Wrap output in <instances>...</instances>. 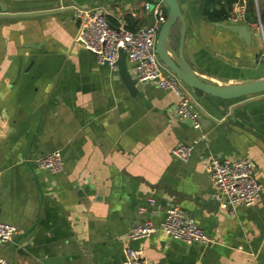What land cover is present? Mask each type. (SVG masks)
I'll list each match as a JSON object with an SVG mask.
<instances>
[{"label": "crops", "instance_id": "obj_1", "mask_svg": "<svg viewBox=\"0 0 264 264\" xmlns=\"http://www.w3.org/2000/svg\"><path fill=\"white\" fill-rule=\"evenodd\" d=\"M69 1H4L0 8V220L19 229L0 254L17 264H124L132 224L159 222L177 204L215 241L187 244L159 230L134 242L152 264H264V93L222 99L189 88L201 112L196 128L176 115L173 90L138 82L133 95L118 70L76 40L78 7L103 5L116 26L136 30L151 22L144 3L155 0ZM180 3L184 53L201 78L264 76L258 32L244 21L207 19L204 0ZM231 23L247 25L251 39ZM181 30L178 21L177 48ZM127 66L134 77L128 59ZM194 141L188 160L173 154ZM57 149L61 170L37 165ZM211 155L251 157L261 198L234 210L216 199Z\"/></svg>", "mask_w": 264, "mask_h": 264}, {"label": "built area", "instance_id": "obj_2", "mask_svg": "<svg viewBox=\"0 0 264 264\" xmlns=\"http://www.w3.org/2000/svg\"><path fill=\"white\" fill-rule=\"evenodd\" d=\"M155 19L153 24H146L131 30L122 22L113 25L108 17L105 6L78 7L81 18V28L76 40L93 51L100 63L108 62L109 66L118 69L120 50H124L126 58L133 64L135 78L138 82H155L158 86L171 89L177 97L175 113L180 118L193 121L196 128L201 126V112L191 97L189 87L185 82L160 59L156 49L157 38L162 24L167 19L168 5L164 0L146 1L144 3ZM255 13L250 15L248 1L237 0L231 9L228 19L233 22L244 21L251 29L258 32L262 41L264 55V5L260 0H254ZM196 141L180 143L172 150L181 159L188 160L194 150ZM40 168L57 172L63 168L64 156L61 150H53L36 158ZM209 175L217 191L215 198L224 197L232 210L240 205H253L262 196L261 184L256 177L255 162L248 156L220 158L209 156L206 162ZM1 177V171H0ZM145 207H141L144 211ZM163 230L169 236L180 239L187 244L208 243L215 241L193 217L177 204L170 205L159 222L146 219L132 224L128 232V244L124 248V264H152L146 257L141 245L134 242L150 237ZM19 232L17 225L0 220V244L10 242ZM0 264H17L7 260L0 254ZM21 264H30L25 260Z\"/></svg>", "mask_w": 264, "mask_h": 264}, {"label": "water", "instance_id": "obj_3", "mask_svg": "<svg viewBox=\"0 0 264 264\" xmlns=\"http://www.w3.org/2000/svg\"><path fill=\"white\" fill-rule=\"evenodd\" d=\"M19 1H36V0H19ZM168 5L167 19L162 24L157 38L156 49L160 59L175 72L185 84L193 90L197 95L201 91V95L206 97H219L222 99H235L243 96L264 93V76L243 82L233 83H217L205 80L199 76L184 53L185 37L187 31V22L182 10L180 0H164ZM3 5V2H2ZM150 24L154 23V15L151 16ZM180 21L182 30L180 33L179 47L173 44V27ZM219 23V22H218ZM228 28L238 32L246 40L251 39L252 33L245 24H228ZM33 45V44H30ZM109 66L108 62L103 63ZM118 72L122 81L129 88L133 95L138 94L137 79L132 76L127 66V58L124 50H120L118 59Z\"/></svg>", "mask_w": 264, "mask_h": 264}, {"label": "trees", "instance_id": "obj_4", "mask_svg": "<svg viewBox=\"0 0 264 264\" xmlns=\"http://www.w3.org/2000/svg\"><path fill=\"white\" fill-rule=\"evenodd\" d=\"M237 0H204L202 14L209 20L219 21L227 19L233 4ZM250 15L255 13L254 0H247ZM110 22L116 25V21L109 17ZM135 30L134 28H131ZM201 93V91H198Z\"/></svg>", "mask_w": 264, "mask_h": 264}, {"label": "flooded vegetation", "instance_id": "obj_5", "mask_svg": "<svg viewBox=\"0 0 264 264\" xmlns=\"http://www.w3.org/2000/svg\"><path fill=\"white\" fill-rule=\"evenodd\" d=\"M4 1H12V2H17V1H19V0H0V8H2L3 7V5H2V2H4ZM173 38V37H172Z\"/></svg>", "mask_w": 264, "mask_h": 264}, {"label": "rangeland", "instance_id": "obj_6", "mask_svg": "<svg viewBox=\"0 0 264 264\" xmlns=\"http://www.w3.org/2000/svg\"><path fill=\"white\" fill-rule=\"evenodd\" d=\"M36 1H41V0H36ZM67 1H69V0H67ZM70 3H72V0L71 1H69ZM28 4H33L32 2H30V3H28ZM230 13H231V10H230Z\"/></svg>", "mask_w": 264, "mask_h": 264}]
</instances>
